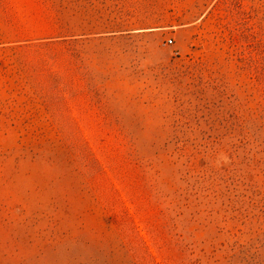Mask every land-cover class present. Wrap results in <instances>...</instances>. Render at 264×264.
Listing matches in <instances>:
<instances>
[{
  "label": "rangeland",
  "instance_id": "obj_1",
  "mask_svg": "<svg viewBox=\"0 0 264 264\" xmlns=\"http://www.w3.org/2000/svg\"><path fill=\"white\" fill-rule=\"evenodd\" d=\"M0 264H264V0H0Z\"/></svg>",
  "mask_w": 264,
  "mask_h": 264
},
{
  "label": "built area",
  "instance_id": "obj_2",
  "mask_svg": "<svg viewBox=\"0 0 264 264\" xmlns=\"http://www.w3.org/2000/svg\"><path fill=\"white\" fill-rule=\"evenodd\" d=\"M169 42H171V40H169Z\"/></svg>",
  "mask_w": 264,
  "mask_h": 264
}]
</instances>
